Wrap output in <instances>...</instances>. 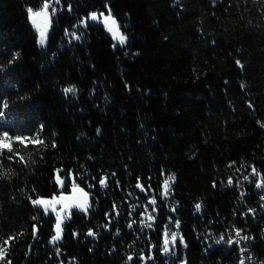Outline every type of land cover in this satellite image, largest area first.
I'll list each match as a JSON object with an SVG mask.
<instances>
[{
  "label": "trees",
  "instance_id": "obj_1",
  "mask_svg": "<svg viewBox=\"0 0 264 264\" xmlns=\"http://www.w3.org/2000/svg\"><path fill=\"white\" fill-rule=\"evenodd\" d=\"M46 2L40 50L28 10ZM109 12L123 46L82 25ZM2 137L0 264H142L166 232L178 259L151 264H264V0H0ZM77 188L87 214L52 244L32 201Z\"/></svg>",
  "mask_w": 264,
  "mask_h": 264
},
{
  "label": "snow or ice",
  "instance_id": "obj_2",
  "mask_svg": "<svg viewBox=\"0 0 264 264\" xmlns=\"http://www.w3.org/2000/svg\"><path fill=\"white\" fill-rule=\"evenodd\" d=\"M56 3H59V0H56ZM48 7H49V4L46 2L44 4V6H43V10H41L40 12L33 13L32 9H29L28 10L29 11V18L31 19L33 16H37V17L44 16L45 17V21H47V15L48 14H47L46 10L48 9ZM55 12H56V8L53 7L52 8V14L54 15ZM100 16L103 17L102 22H103L106 30L109 31L110 33H112L113 39H118L119 43L121 45H123L125 43L126 37L121 35V33L118 31L117 25H116V20L112 17L111 12H109V14L107 16H104V14L101 13ZM90 19L94 20V21L97 20L98 19L97 14L96 13H92L90 15ZM34 24H35V21H34ZM46 33H47V25L43 28V30H40V39H39L38 43L42 47L46 43ZM65 34L67 35V32ZM73 37L75 39L79 38V37L75 36V34H73ZM16 55L18 56L19 53H17ZM237 63L239 64V61H237ZM64 91H65L66 94L67 93H73L74 94L76 89L74 87H69V88L64 89ZM253 173H256L255 169H253ZM245 179H248V177L245 176ZM173 180H174V177H169L167 180H165V182H164V190H165L164 194L165 195L168 194L170 182L173 181ZM57 183H59L61 185L63 184V182L59 179V177H57ZM228 183L231 184L232 180L229 179ZM100 184H101L102 187H106L107 186L106 182H105V180L103 178L100 180ZM256 186L258 188L262 187V185L259 182H257ZM137 187L141 188V191L144 190L139 183H137ZM80 191H81V195L83 197V201L82 202H75L73 204L62 205V207L60 208L59 211H57V209L55 207V204L56 203H61L65 199L64 197H60L59 199L54 197L53 201H46V200H42V199H36V200L32 201L34 205H39V206L44 207L45 215L48 214L49 209H51V211L56 214V224H55L56 234L52 237V240H51L52 243H55V242H57V241H59L61 239V233H62L61 224L63 223L64 219H68L69 218V216H68V209L69 208L78 207L81 211H83V212H85V214H87L88 208L90 207V205L88 204V194L84 193L82 190H80ZM241 195H243V193H241ZM261 198L264 199V197H261ZM149 203L155 205L156 201L153 199V200L149 201ZM195 207H196L197 211H200V208H201L200 204H196ZM155 210H156L155 208L152 209V211H155ZM61 213H65V215L63 217H61ZM152 219H154V217H152V216H146L145 217V220H152ZM128 226L131 228L132 224H129ZM145 227H151V224H147L146 223ZM176 227L179 228V223L178 222H177ZM88 235L89 236H94L93 231L89 230ZM165 235L167 237L168 233L166 232ZM178 235H179L178 232L171 233V240L175 241ZM236 235L239 236L240 232L237 231ZM221 240H223V237H221ZM219 242L220 241H217V243H219ZM181 243H183L182 239H181ZM228 243H232V241L229 240ZM237 243H238V241H237ZM168 245H169V240L166 238L165 239V244H164V249H163V251L165 253L168 252ZM241 251L243 252L244 249H241ZM2 258H3V253L0 252V259H2ZM141 258L143 259V257H141ZM128 259L132 260V257L129 256ZM241 264H244V259L243 258H241Z\"/></svg>",
  "mask_w": 264,
  "mask_h": 264
},
{
  "label": "rangeland",
  "instance_id": "obj_3",
  "mask_svg": "<svg viewBox=\"0 0 264 264\" xmlns=\"http://www.w3.org/2000/svg\"><path fill=\"white\" fill-rule=\"evenodd\" d=\"M53 7H55L56 8V12H55V14L59 11V9L57 8V5H55V4H50L49 3V7H48V9L46 10V12H47V21H45V17L44 16H39V17H37V16H33L31 19L29 18V23H30V25H31V27L33 28V31L35 32V34H36V37H37V46H38V48L40 49V50H43V49H45L46 48V45H47V39H48V35H49V26H50V24H51V17L53 16V14H52V8ZM61 10V9H60ZM40 12V11H39ZM104 14V13H103ZM104 16H107L106 14H104ZM97 17H98V19L97 20H91L90 19V16L88 17V18H85L82 22V25H94V26H98V27H101L104 31H105V33H106V35L107 36H109L111 39H112V41H113V47L115 48V47H117V46H123V45H125V43H126V41H127V39L125 40V43L123 44V45H121L120 43H119V40L118 39H113V35H112V33H110L109 31H107L106 30V28H105V26H104V24H103V22H102V19H103V17H101L100 16V14H97ZM34 21H35V24H34ZM47 25V33H46V43H45V45L42 47V46H40V44L38 43V41H39V39H40V30H43V28L45 27ZM116 25H117V23H116ZM39 29V30H38ZM117 29H118V31L120 32V30H119V27H118V25H117ZM121 33V32H120ZM121 35H123L122 33H121ZM124 36V35H123ZM9 143V141H8V139H6L5 137H2V139L0 140V151L2 150V149H4L5 147H6V145ZM60 179V178H59ZM69 179H71V177H69ZM62 182H63V184L61 185V184H59V183H57V178L54 180L55 182H56V184L58 185V190L59 191H61V190H63V188L65 187V180L64 179H60ZM71 183H73L71 180H70V182H68L67 184H68V186L71 184ZM71 188H72V186H70ZM33 206L34 207H38V208H41V209H43L44 210V207H42V206H39V205H34L33 204ZM55 207H56V209H57V211H59V203H56L55 204ZM45 211V210H44ZM51 209H49V211H48V214H51ZM53 215L55 216V218H56V214L55 213H53Z\"/></svg>",
  "mask_w": 264,
  "mask_h": 264
},
{
  "label": "flooded vegetation",
  "instance_id": "obj_4",
  "mask_svg": "<svg viewBox=\"0 0 264 264\" xmlns=\"http://www.w3.org/2000/svg\"><path fill=\"white\" fill-rule=\"evenodd\" d=\"M143 226H145V224ZM147 229L150 232L152 231V227H147ZM164 238L165 239L167 238L169 240L168 252L165 253L163 251L162 253L158 254V253H154V251L151 250L150 252H148V254L147 253H145V254L144 253L143 254L141 253L138 256V259L142 261V264H151V263H153V259H155L156 257H159L160 255H161V258H163V259L170 258L172 260L170 262L176 263V260L178 259V255L175 254V248H176V246L178 244L177 243V240L172 241L170 235H167V237H164ZM164 244H165V240H164ZM146 254H147V256H146ZM141 257H143V259ZM130 261H131V263L133 262L132 260H130ZM170 264H172V263H170ZM182 264H186L185 261Z\"/></svg>",
  "mask_w": 264,
  "mask_h": 264
},
{
  "label": "water",
  "instance_id": "obj_5",
  "mask_svg": "<svg viewBox=\"0 0 264 264\" xmlns=\"http://www.w3.org/2000/svg\"><path fill=\"white\" fill-rule=\"evenodd\" d=\"M81 189L77 188L75 189L71 194L67 195V196H63L65 199L62 201V205H67V204H73L75 202H82L83 201V197L81 195ZM88 204H89V197H88ZM73 211H76V212H80V213H84L83 211H81L78 207H71L68 209V212H73ZM65 213H61V217L64 216ZM64 222V220H63ZM62 225L63 223L61 224V228H62ZM54 232L56 234V230H55V227H54ZM63 236V231L61 233V238ZM61 240V239H60ZM59 240V241H60ZM59 241L55 242V243H58ZM55 243H52V244H55Z\"/></svg>",
  "mask_w": 264,
  "mask_h": 264
}]
</instances>
